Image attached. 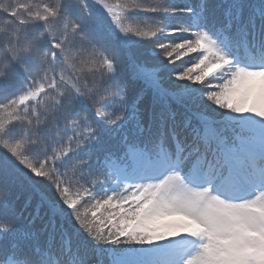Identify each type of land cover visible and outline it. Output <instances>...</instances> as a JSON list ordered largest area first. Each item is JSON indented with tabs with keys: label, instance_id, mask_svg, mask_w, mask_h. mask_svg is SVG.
<instances>
[{
	"label": "snow or ice",
	"instance_id": "1",
	"mask_svg": "<svg viewBox=\"0 0 264 264\" xmlns=\"http://www.w3.org/2000/svg\"><path fill=\"white\" fill-rule=\"evenodd\" d=\"M0 264H264V0H0Z\"/></svg>",
	"mask_w": 264,
	"mask_h": 264
},
{
	"label": "trees",
	"instance_id": "2",
	"mask_svg": "<svg viewBox=\"0 0 264 264\" xmlns=\"http://www.w3.org/2000/svg\"><path fill=\"white\" fill-rule=\"evenodd\" d=\"M108 3L110 4H115L117 2H120V0H107ZM197 54H192L191 56H186L184 57L183 61H177L176 66L178 67L179 70H183L184 67L189 66L190 63H195V60L197 59Z\"/></svg>",
	"mask_w": 264,
	"mask_h": 264
}]
</instances>
